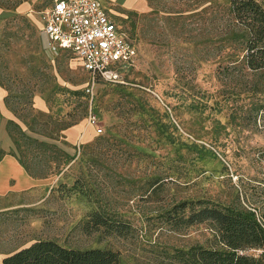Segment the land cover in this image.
<instances>
[{"label":"rangeland","instance_id":"rangeland-1","mask_svg":"<svg viewBox=\"0 0 264 264\" xmlns=\"http://www.w3.org/2000/svg\"><path fill=\"white\" fill-rule=\"evenodd\" d=\"M101 1L138 56L121 82L88 92L89 73L43 33L51 0L32 16L0 0V87L15 120L6 152L55 179L0 195V264L38 241L111 251L120 264H185L181 251L227 250L216 225L192 215H264V72L243 60L232 0H145L143 11ZM77 124L89 138L73 144L65 131Z\"/></svg>","mask_w":264,"mask_h":264},{"label":"trees","instance_id":"trees-1","mask_svg":"<svg viewBox=\"0 0 264 264\" xmlns=\"http://www.w3.org/2000/svg\"><path fill=\"white\" fill-rule=\"evenodd\" d=\"M231 13L242 28L244 56L248 69L264 72V4L256 0H232ZM33 176L35 173L25 166ZM211 221L221 233L226 251L193 247L181 251L185 264H263L264 256L244 255L246 249L264 247V229L253 212L242 207L206 208L188 223ZM102 225L103 222L98 221ZM3 264H120L116 254L101 249H68L54 241H38L3 260Z\"/></svg>","mask_w":264,"mask_h":264},{"label":"built area","instance_id":"built-area-1","mask_svg":"<svg viewBox=\"0 0 264 264\" xmlns=\"http://www.w3.org/2000/svg\"><path fill=\"white\" fill-rule=\"evenodd\" d=\"M43 33L53 48L70 52L91 77V90L98 79L107 83L121 82L122 69L135 63L137 47L119 29L104 9L101 0H54L41 17ZM90 124L99 133L98 120L90 116ZM264 229V215L251 208ZM252 257L264 256L263 248L243 252Z\"/></svg>","mask_w":264,"mask_h":264},{"label":"crops","instance_id":"crops-1","mask_svg":"<svg viewBox=\"0 0 264 264\" xmlns=\"http://www.w3.org/2000/svg\"><path fill=\"white\" fill-rule=\"evenodd\" d=\"M19 12L27 13L32 16L34 10L32 7L35 6L38 2L43 0H20ZM114 2L122 5L123 7L143 11L147 7L145 0H113ZM54 0H51V3L47 5L41 12L42 13L52 5ZM43 27V26H42ZM65 51V50H64ZM0 101L3 108V120L0 123V152L3 151L6 154L0 158V195H5L8 192H25L30 190H43L48 187H51L55 179L52 176H33L24 165L20 163L18 158L12 154H9L6 151H10L12 146L11 137L7 131V124L9 122H15L13 119V114L5 106V94L3 93L2 88L0 87ZM65 137L70 143L77 144L82 140L89 138V133L86 132L85 126L82 124L74 125L68 128L65 131Z\"/></svg>","mask_w":264,"mask_h":264}]
</instances>
